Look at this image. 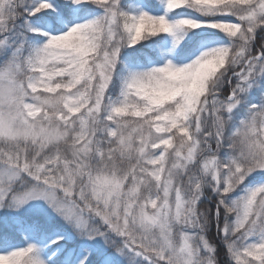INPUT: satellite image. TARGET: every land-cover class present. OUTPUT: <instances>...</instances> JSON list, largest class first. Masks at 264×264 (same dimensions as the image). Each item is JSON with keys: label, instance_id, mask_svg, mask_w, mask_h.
<instances>
[{"label": "snow or ice", "instance_id": "6c2138e0", "mask_svg": "<svg viewBox=\"0 0 264 264\" xmlns=\"http://www.w3.org/2000/svg\"><path fill=\"white\" fill-rule=\"evenodd\" d=\"M0 264H264V0H0Z\"/></svg>", "mask_w": 264, "mask_h": 264}, {"label": "trees", "instance_id": "16d2710c", "mask_svg": "<svg viewBox=\"0 0 264 264\" xmlns=\"http://www.w3.org/2000/svg\"><path fill=\"white\" fill-rule=\"evenodd\" d=\"M213 236H214V230H213ZM223 253H224V250H223V248H221V250H220V256H221V258L223 257Z\"/></svg>", "mask_w": 264, "mask_h": 264}, {"label": "rangeland", "instance_id": "374dc122", "mask_svg": "<svg viewBox=\"0 0 264 264\" xmlns=\"http://www.w3.org/2000/svg\"><path fill=\"white\" fill-rule=\"evenodd\" d=\"M41 203H43V202H41ZM21 239H23V236H21Z\"/></svg>", "mask_w": 264, "mask_h": 264}]
</instances>
